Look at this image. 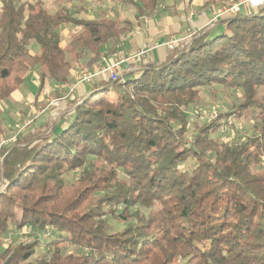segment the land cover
<instances>
[{
    "label": "trees",
    "instance_id": "obj_1",
    "mask_svg": "<svg viewBox=\"0 0 264 264\" xmlns=\"http://www.w3.org/2000/svg\"><path fill=\"white\" fill-rule=\"evenodd\" d=\"M0 1V102L37 67L39 89L47 80L68 83L73 61H98L161 3L110 0L135 9L120 25L66 5L52 12L43 0ZM220 22L228 33L210 37L203 26L137 75L91 81L71 119L17 135L3 162L0 264H264V7ZM63 26L79 29L71 46L62 45ZM213 85L237 100L188 140L186 109ZM252 109L257 133L240 142L214 136ZM26 228L32 238L21 241ZM48 230L61 240L40 254L36 236ZM10 233L15 243H2Z\"/></svg>",
    "mask_w": 264,
    "mask_h": 264
},
{
    "label": "rangeland",
    "instance_id": "obj_2",
    "mask_svg": "<svg viewBox=\"0 0 264 264\" xmlns=\"http://www.w3.org/2000/svg\"><path fill=\"white\" fill-rule=\"evenodd\" d=\"M45 6L52 12L60 9L62 6L66 5L71 10L75 11V13L79 17H109L112 18L114 21L118 22L120 25L123 24V22L128 18H133L135 15V9L132 5L128 7H123L118 3H115L110 0H82V1H71L68 2L66 0H43ZM231 1V0H230ZM228 0H219L214 1L213 0H204V5L201 7L203 9H209L212 6H218L221 4H225L230 2ZM0 7H1V1H0ZM247 14H252L253 12L257 13L258 9H247L243 11ZM207 29L210 31V37L222 34L224 31L227 33L229 32L224 23L217 21L213 25L206 26ZM74 28L71 26H63L61 27V40L63 46H71L72 45V36ZM125 35V34H124ZM124 35L121 36V41ZM118 42L117 44L121 43ZM29 47L36 51L37 46H35L33 43L29 45ZM77 48V47H76ZM148 51V50H147ZM73 65L76 64V62H72ZM77 69V68H76ZM78 72L80 76L87 72L82 69L81 67L78 68ZM38 74H39V67L35 68L31 76H28L26 78V81L20 86L19 90L16 94H14L11 98L1 101L0 107L2 108L1 116L2 121L4 124L5 132L4 134H7L8 128H12L11 133L9 135H6L1 140H4V144H1V147H5V150L11 149V148H17L14 141L18 134L22 132H26L29 129H32L34 127L42 126L44 123H48V131L51 129L53 122L56 120L54 117L59 116L61 117L63 115L64 109L61 107L55 109V108H48L44 112L43 109L47 106V104L55 98H62L61 102L64 100L63 95L58 96V93H63L64 88H67L68 91V85L67 86H58L56 88V84L53 82L48 81V85H51L48 87V85L43 87L40 94L37 93L38 89ZM80 79V78H78ZM77 79V80H78ZM73 84V83H72ZM46 89H48V93H43ZM57 89V90H56ZM19 92L24 94L22 101H13L18 95ZM69 93V92H68ZM73 93V92H71ZM69 93V94H71ZM36 94V95H35ZM48 96V100L46 102L43 100L40 101V97L42 96ZM65 95V93H64ZM42 96V97H43ZM36 98L35 101L32 102V98ZM258 97L264 99V88H260L258 92ZM237 100L236 94L226 89L220 85H213L209 88H204L201 90V97L200 99L187 107L186 113L189 119L190 124V132L187 136L188 140H190L191 134L194 132L195 127L202 125L205 123L206 119H212L215 117L219 111L226 110L231 103ZM259 110L258 109H252L248 112H246L244 115L233 118L230 120V123H232L231 126L224 127L220 131L214 134V136L220 140H224L226 142H240L243 138L250 136L252 134L257 133V126L259 124ZM65 117V116H62ZM61 117V118H62ZM30 122L28 126L22 131L19 132V126L25 125L27 122ZM47 130V129H46ZM2 154L0 153V157ZM191 161H187L182 165L184 169H188L190 167ZM81 169H75L72 171H69L65 174V179L68 182L75 181L79 175H80ZM109 217H106L108 219ZM109 223L111 224V227L115 230H119L123 227L122 223L120 221H116L114 219L109 218ZM13 224H10L8 230H11V227H13ZM15 234V233H14ZM12 234L9 237H12L13 244L15 243L16 236ZM36 237H40V245L37 246V252L40 254H46L52 250L51 243L56 240H61L59 235L57 233H53L51 230H48L46 232H42L38 234ZM4 236L2 237V243L4 240ZM32 237L30 235L28 236V240L30 241ZM48 242V243H47ZM5 244V243H4ZM77 246H67V251H73ZM35 256L31 258L33 260ZM182 264H188L185 260L181 261Z\"/></svg>",
    "mask_w": 264,
    "mask_h": 264
},
{
    "label": "crops",
    "instance_id": "obj_3",
    "mask_svg": "<svg viewBox=\"0 0 264 264\" xmlns=\"http://www.w3.org/2000/svg\"><path fill=\"white\" fill-rule=\"evenodd\" d=\"M214 1H219V0H213V2ZM202 5H204V0H161V3L156 9V11L152 15L145 16L139 22H137L133 30L124 35L120 44H114L113 42L106 44L102 48L98 61H95L89 66H87V61H88L87 58L81 59L78 62L74 61L76 62V64L75 65L72 64L73 71H72L71 79L68 83H63V84L69 85L72 83H76L77 79L81 77L78 72V68L80 67L82 69L84 68V70L86 71H93L96 65L101 64L102 54H107L111 57L112 54L120 52L124 54L126 57H128V60L122 63L123 76L137 75L145 67V64L153 65L163 62L166 59V56L170 50L165 45V43L169 39H171L173 36L181 37V38L186 37L190 32H195L196 30L206 25L207 19H209L212 16V11L210 9L206 10L207 11L206 17H202V16L191 17L190 15V12L192 10L203 9L201 7ZM205 28L207 29V27ZM78 30L79 29L74 28L73 34L77 33ZM156 44H159V46L154 47ZM144 47H148L150 48V50L144 56L133 58V55L138 53ZM32 71L26 75V78L28 76H31ZM37 79H38V89L36 94L38 95L41 93L43 87L45 88V86L48 85L47 84L48 80L45 82L42 89H39V85H40L39 75ZM63 84H58V86H62ZM50 86L51 85H48V87ZM19 88L15 90L9 98H11L14 94H16ZM56 88H57V84H56ZM91 88H92L91 82H80L77 84L75 91L71 94L68 93L69 91H67V88H64V91H62L63 93L59 92L58 96L63 95V99H64L62 101V107L60 106L62 109H64L62 116H65L66 119H71L75 113L74 108L79 103V101L93 92ZM47 90L48 89H46L43 93L45 92L48 93ZM23 95L24 94L19 92V95L13 101H22V99H24ZM42 96L40 97V101H42L41 103H43V100L46 102V100H48V96L47 95L43 97ZM35 99L36 98L33 97L32 102L35 101ZM57 108L59 107H55V109ZM0 110L2 112L1 107ZM61 117L58 114L57 117H54L56 120L53 123L57 122ZM8 131L9 132L7 134H4L5 128L3 124V134H1L0 138L9 135V133L13 132L11 127L8 128ZM2 179L3 176L1 171V160H0V182Z\"/></svg>",
    "mask_w": 264,
    "mask_h": 264
},
{
    "label": "built area",
    "instance_id": "obj_4",
    "mask_svg": "<svg viewBox=\"0 0 264 264\" xmlns=\"http://www.w3.org/2000/svg\"><path fill=\"white\" fill-rule=\"evenodd\" d=\"M264 7V0H231L228 3L225 4H221L218 6H212L209 9L212 11V16L207 19L206 21V25H213L214 23H216L217 21L221 20V19H226V18H231L236 16L239 13H242L243 11L247 10V9H261ZM207 9H199V10H192L190 12L191 17L194 16H202V17H206L207 14ZM202 28V27H201ZM200 30V29H198ZM197 32V30L195 32H190L186 37H176L173 36L171 39H169L165 45L169 48V49H173L176 45H178L179 43H181V45H184L186 43H189L192 38L194 37L195 33ZM159 44H156L154 47H158ZM150 50V48L148 47H144L143 49H141L138 53H136L135 55H133V58H138L141 56H144L148 51ZM128 60V57H126L124 54L117 52L115 54H112V56L110 57L107 54H102L101 55V64L100 65H96V67L93 69V71H87L84 72L80 79H78L76 81V83L73 84H63L62 86H67L68 85V91L69 93L74 92L77 84L80 82H91L93 80H95L96 78L103 76L106 78H109L111 81H115L119 78H121L122 75V63L124 61ZM62 98H55L52 99L47 106L43 109L42 112H44L46 109L48 108H55V107H60L62 102H61ZM31 121L27 122L25 125L23 126H19V132L24 130L26 128V126H28L30 124ZM4 140H1L0 146L1 144H4ZM2 159V156L0 157V160ZM1 185V184H0ZM30 230L28 228L24 229L23 232L20 235V240L21 241H27L28 236L30 234ZM10 235H12L10 233ZM10 235H8L5 239L4 242L7 243H12L14 240L12 239V237H9Z\"/></svg>",
    "mask_w": 264,
    "mask_h": 264
},
{
    "label": "water",
    "instance_id": "obj_5",
    "mask_svg": "<svg viewBox=\"0 0 264 264\" xmlns=\"http://www.w3.org/2000/svg\"><path fill=\"white\" fill-rule=\"evenodd\" d=\"M75 110H76V108H74V112H75ZM16 148V147H15ZM15 148H11V149H7V150H5L4 151V153H3V155H2V159H1V171H2V176H3V162H4V158H5V156L8 154V152L10 151V150H12V149H15ZM0 187L2 186V184H3V179L1 180V182H0Z\"/></svg>",
    "mask_w": 264,
    "mask_h": 264
}]
</instances>
